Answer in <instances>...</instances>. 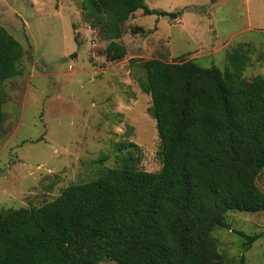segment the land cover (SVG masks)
<instances>
[{
	"label": "trees",
	"instance_id": "16d2710c",
	"mask_svg": "<svg viewBox=\"0 0 264 264\" xmlns=\"http://www.w3.org/2000/svg\"><path fill=\"white\" fill-rule=\"evenodd\" d=\"M137 9L151 13L144 0H82V17L108 40V59L125 57L117 39ZM241 47L227 53L223 69L191 59L140 60L161 168H137L139 146L121 142L120 166L39 206L0 209V264H224L212 230L229 228V210L264 211L256 184L264 170V77H243L250 56ZM23 54L0 25V134L3 81L22 72ZM240 234L245 250L259 236Z\"/></svg>",
	"mask_w": 264,
	"mask_h": 264
},
{
	"label": "rangeland",
	"instance_id": "374dc122",
	"mask_svg": "<svg viewBox=\"0 0 264 264\" xmlns=\"http://www.w3.org/2000/svg\"><path fill=\"white\" fill-rule=\"evenodd\" d=\"M81 2L0 0V25L24 48L22 72L3 81L0 209L39 206L120 166L121 142L139 146L137 168H161L140 60L191 59L223 69L240 44L250 56L243 77H264V0H144L151 13L138 9L123 23L117 41L127 53L115 60L106 57L99 28L82 17ZM102 155L108 159L100 163ZM256 184L264 192V170ZM225 217L229 228L212 230L224 264H241L242 257L243 264H264V211L229 210ZM241 232L259 235L246 250Z\"/></svg>",
	"mask_w": 264,
	"mask_h": 264
},
{
	"label": "water",
	"instance_id": "95a60500",
	"mask_svg": "<svg viewBox=\"0 0 264 264\" xmlns=\"http://www.w3.org/2000/svg\"><path fill=\"white\" fill-rule=\"evenodd\" d=\"M163 16L168 17V18H176L177 14L176 13H162ZM75 55L71 54L70 57L73 58Z\"/></svg>",
	"mask_w": 264,
	"mask_h": 264
},
{
	"label": "crops",
	"instance_id": "0c3cea01",
	"mask_svg": "<svg viewBox=\"0 0 264 264\" xmlns=\"http://www.w3.org/2000/svg\"><path fill=\"white\" fill-rule=\"evenodd\" d=\"M136 12H138V9L133 14H135Z\"/></svg>",
	"mask_w": 264,
	"mask_h": 264
}]
</instances>
